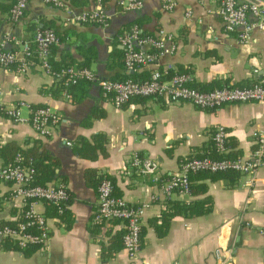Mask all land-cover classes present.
<instances>
[{"label": "crops", "instance_id": "1", "mask_svg": "<svg viewBox=\"0 0 264 264\" xmlns=\"http://www.w3.org/2000/svg\"><path fill=\"white\" fill-rule=\"evenodd\" d=\"M172 1L170 9L162 7L163 0H143L140 10L122 11L115 0H104L107 22L97 25L72 20L75 14L93 9V0H63L62 7L28 0L17 20L9 16L10 0H0V46L18 51L36 28H50L59 36L49 49L53 67L85 63L99 77L120 79L127 72L117 36L136 23L146 34L162 31L167 37L165 47L171 48L132 70L136 80L158 70L187 72L191 84L205 91L252 83L264 86V32H254V40L241 43L236 32L222 26L217 14L220 0ZM65 91L35 57L24 72L14 65L0 67L2 102L48 105L59 117L52 134L39 136L28 122L27 107H20L22 122L0 114V165L6 160L5 146L33 148L56 161L53 177L43 185L63 183L70 195L61 215L49 204L35 201L33 209L47 223V241L41 247L24 249L1 244L0 264H218L215 249L227 250L221 253L223 264H264V166L257 169L252 184L247 183V176L233 172L190 174L191 192L166 198L149 175L130 163L133 155L152 159L157 175L168 177L183 160L211 152V135L217 126L225 131V153L249 157L256 130L264 125V103L199 109L188 102L132 97L115 106L94 84L70 87L68 98ZM83 141L93 145L92 152L86 153L94 158L75 151ZM99 176L108 177L113 195L127 203H148L134 259L122 248L121 221L93 224L90 220ZM151 196L155 200L150 201ZM168 201H205L209 209L202 214L169 216L165 232L157 236L155 227L165 218L161 216ZM23 208L22 201L12 195V185L0 180V224L15 221Z\"/></svg>", "mask_w": 264, "mask_h": 264}, {"label": "built area", "instance_id": "2", "mask_svg": "<svg viewBox=\"0 0 264 264\" xmlns=\"http://www.w3.org/2000/svg\"><path fill=\"white\" fill-rule=\"evenodd\" d=\"M28 0H10L9 16L12 20L19 19L24 12ZM54 7H62L63 0H38ZM91 10L81 11L72 17L77 23H93L105 25L107 17L103 10V0H93ZM122 11H138L142 8L143 0H115ZM172 0H163L162 7L170 9ZM217 14L222 26L227 32H236L239 42L254 40V32H264V0H220ZM251 18L252 20H250ZM167 37L162 31L155 35L142 33L133 24L118 34L117 41L122 48V63L125 72L148 65L153 59L171 50L165 47ZM59 39L50 28H36L29 41H23L18 51L4 50L0 46V67L15 66L19 72H24L37 58L42 69L51 74L55 80L63 79L64 84L82 80L96 85L103 97L110 96L115 106L127 102L132 97H152L163 99L168 103L188 102L199 109H216L225 103H264V86L254 83L248 86H222L210 90H201L192 83V77L187 72H165L152 70L148 77L142 80L125 78L121 80L101 78L86 67L65 66L56 72H50L48 62L49 49L57 44ZM150 49L147 51V49ZM19 55V56H17ZM255 72V70H254ZM65 98L68 94L64 92ZM28 108V122L33 131L39 136L52 134L59 122L57 113L48 105L28 106L23 101L5 104L0 100V114L14 123L24 119L20 107ZM213 151L220 157L191 156L181 162L179 170L168 177H160L156 173L157 164L149 158L133 155L131 165L144 175H149L163 197L171 194H189V175L198 172L227 173L233 172L248 177L247 183L252 184L254 174L264 166V125L255 133V147L249 157H225V131L217 126L211 135ZM20 156L14 157L13 163L0 165V180L12 185V195L19 198L24 208L19 220L14 225L0 226V245L8 240L17 248L41 247L48 239L49 232L45 217L33 209L35 201H43L58 205L67 201L68 191L63 183L31 185L29 178L33 172L29 166L19 163ZM155 196L150 197V201ZM147 202L131 205L122 197L113 195L111 181L102 177L96 186L95 208L91 215L93 224H102L113 220L123 223L121 235L122 248L129 259H134L139 250L140 221ZM223 252L227 250L215 249L214 256L218 264H223Z\"/></svg>", "mask_w": 264, "mask_h": 264}, {"label": "trees", "instance_id": "3", "mask_svg": "<svg viewBox=\"0 0 264 264\" xmlns=\"http://www.w3.org/2000/svg\"><path fill=\"white\" fill-rule=\"evenodd\" d=\"M103 2H104V0H103ZM137 26H138V24H137ZM141 32L145 33L143 31H141ZM57 37L59 39L58 35H57ZM49 65H50V72H56L61 67L72 66L71 64L68 63V64H63V65H60L57 67H53V64H51L50 62H49ZM75 66L78 68L86 67V64L82 63V64H77ZM170 74L171 73H166V75H170ZM147 77H148V75L146 77L143 76L142 79H145ZM125 78L134 79V73L132 71L131 72L128 71L126 73V75H124L122 78L117 79V80H121V79H125ZM142 79H140V80H142ZM134 80H136V79H134ZM56 81H58V83L66 90L65 91L66 93L68 92V89L70 87H74L81 82H86V81L79 80V81H76L75 83L64 84L63 79H58ZM252 84H254V83H252ZM225 145H226V143H225ZM5 147H7L6 148L7 149V156H6V160H5L4 164H11V163H13L14 157L16 155L20 156L19 163L21 165H24V166H29L33 170L32 174L29 178V183L31 185H36V184L43 185L45 182L51 180V178L54 175V168L56 166V161L54 159L47 157L45 154H43L41 152H39V153L36 152V150L33 148H30L27 150H18L17 148H15L12 145H8ZM92 148H93V145H90L88 142L83 141V142H79V146L75 149V151L77 152L78 155L92 159V158H94V154L88 155L86 153L88 150L92 152ZM205 154H206V156H209L211 154L210 155L211 157H217V158L221 156V155H217L213 151V148H212L211 152L205 153ZM224 156L225 157H235V156L230 155L229 153L228 154L225 153ZM198 173H206V172H198ZM227 173H229V172H227ZM102 177L109 179L106 176H99V177H97L96 184H98L99 180ZM112 190H113V188H112ZM190 192H191V187H190V183H189V193ZM69 200H70V195H69V198L67 199V201L62 203V204H58V205H53V204H49V203H47V204H49L52 207V209L56 215H61L65 211ZM205 203H206L205 201H201V202L200 201H194V202H185V203H183V202L177 203V202L168 201L167 207L164 209V211L162 212L163 215L161 216V218H164V217L165 218L163 220H161V224H159L157 227H155V231H156L157 236H162L163 233L165 232V228L167 226V220H168L169 216L174 215V214H179V213L184 214L185 212H188L189 214L206 213L209 209V204H206L204 206ZM171 208H173V210L168 211V209H171ZM19 219L20 218L18 217L17 219H15V221L13 220L10 222L0 224V226L5 225V224L6 225H14ZM1 244H3L5 248H14L15 247V245L13 243H10L8 240L2 241ZM31 247L36 248L35 246H31Z\"/></svg>", "mask_w": 264, "mask_h": 264}]
</instances>
